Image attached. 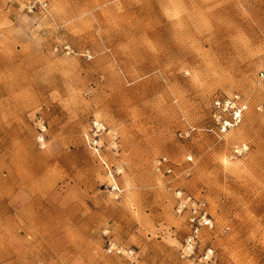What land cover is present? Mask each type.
<instances>
[{
  "label": "rangeland",
  "instance_id": "rangeland-1",
  "mask_svg": "<svg viewBox=\"0 0 264 264\" xmlns=\"http://www.w3.org/2000/svg\"><path fill=\"white\" fill-rule=\"evenodd\" d=\"M260 70L264 0H0V264H186L174 187L207 203L211 264H264ZM232 93L247 111L217 141Z\"/></svg>",
  "mask_w": 264,
  "mask_h": 264
},
{
  "label": "built area",
  "instance_id": "built-area-1",
  "mask_svg": "<svg viewBox=\"0 0 264 264\" xmlns=\"http://www.w3.org/2000/svg\"><path fill=\"white\" fill-rule=\"evenodd\" d=\"M256 78L257 82L264 86V70H260ZM256 110H261V107H256ZM246 111L247 102L241 94L216 95L210 103L209 126L205 130L217 141H223L230 130L241 124ZM104 130L105 126L101 121L95 119L91 121L88 142L90 146L96 148V152L101 147L99 135ZM38 142L42 143V139ZM248 150L249 147L245 142H238L231 146V153L236 156H241ZM154 169L163 175L172 174L174 171L166 156H160L156 159ZM110 188L113 193L119 192L116 185H112ZM172 197L174 213L183 219L186 227L185 235L178 249V257L186 264H211L214 261L212 248L207 246L200 250L201 237L215 229L213 217L206 201L178 187L172 189ZM107 247L108 253H121V250L114 243L109 242ZM131 253V251H127L128 255Z\"/></svg>",
  "mask_w": 264,
  "mask_h": 264
}]
</instances>
